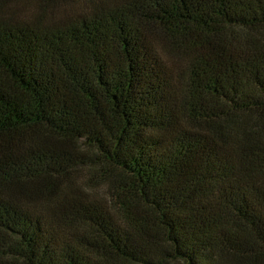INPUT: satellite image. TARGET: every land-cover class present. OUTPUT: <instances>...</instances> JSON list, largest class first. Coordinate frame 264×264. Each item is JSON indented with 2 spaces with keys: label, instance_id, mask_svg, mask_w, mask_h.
I'll list each match as a JSON object with an SVG mask.
<instances>
[{
  "label": "rangeland",
  "instance_id": "obj_1",
  "mask_svg": "<svg viewBox=\"0 0 264 264\" xmlns=\"http://www.w3.org/2000/svg\"><path fill=\"white\" fill-rule=\"evenodd\" d=\"M131 1L127 35L57 82L48 122L0 139L22 170L2 195L36 226L0 235V264H264V0H0V25L58 28Z\"/></svg>",
  "mask_w": 264,
  "mask_h": 264
},
{
  "label": "trees",
  "instance_id": "obj_2",
  "mask_svg": "<svg viewBox=\"0 0 264 264\" xmlns=\"http://www.w3.org/2000/svg\"><path fill=\"white\" fill-rule=\"evenodd\" d=\"M190 1L150 0L155 4L172 3V6L184 10L188 8ZM210 9L204 11L209 17ZM1 10L5 8L1 7ZM251 11L258 13L262 10L258 8ZM136 15V3L131 1L96 19L91 18L58 28L41 29L30 22L21 26L0 25V139L11 130H18L34 122H48L46 113L50 110L49 104L57 82L61 79L81 78L89 66L97 61L101 52L115 42L123 40ZM209 20L206 24L211 27L213 23ZM176 30L178 31L179 27ZM199 48L197 42H193V49ZM133 61L137 62L136 58ZM198 66L194 74L201 82L203 80L200 75L206 72L212 74L205 76L212 81L215 65L212 64L210 71H202L206 65L200 59ZM142 68L135 65L130 74L135 77L139 71L142 75ZM129 77L132 78L131 75ZM211 84L215 85L217 82L214 80ZM195 87L197 92L203 90L201 83H196ZM122 89L126 94L128 92L134 95L138 87H134L130 80L128 86ZM129 100L131 116L128 117L123 130L119 127L117 134L122 135L125 132L126 140L136 136L135 129L141 126L134 114L137 107L140 108V103L135 97ZM196 101L193 103V109L199 106ZM125 110L127 112L126 108ZM7 164L9 163L0 164V235L4 232L28 235V232L36 228L34 221L16 211L12 203L2 195L5 188L17 183L22 174V170L11 169V165ZM27 260L31 262V255Z\"/></svg>",
  "mask_w": 264,
  "mask_h": 264
}]
</instances>
